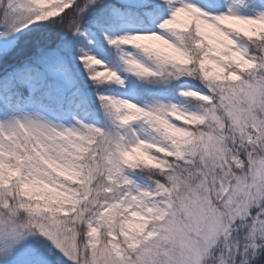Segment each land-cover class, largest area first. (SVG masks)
<instances>
[{"label": "snow or ice", "instance_id": "6c2138e0", "mask_svg": "<svg viewBox=\"0 0 264 264\" xmlns=\"http://www.w3.org/2000/svg\"><path fill=\"white\" fill-rule=\"evenodd\" d=\"M161 5L170 18L159 32L106 39L154 61L149 67L125 54L139 78L195 81L179 94L199 102L198 110L144 108L100 95L127 132L57 127L42 117L0 126L3 264H237L236 256L246 264L247 255L264 248L262 0H252V13L237 12L228 0H8L6 6L13 32L52 21L50 30L82 35L81 21L92 11L99 24L152 17ZM80 62L94 83L123 84L95 56ZM135 122L155 135L135 137Z\"/></svg>", "mask_w": 264, "mask_h": 264}, {"label": "trees", "instance_id": "16d2710c", "mask_svg": "<svg viewBox=\"0 0 264 264\" xmlns=\"http://www.w3.org/2000/svg\"><path fill=\"white\" fill-rule=\"evenodd\" d=\"M249 1L252 4V0ZM110 2L118 3L119 0ZM7 17L5 0V7L0 8V36L9 24L10 19L8 24L5 22ZM96 18L95 11L83 17L82 35H73L68 30H50L52 21L33 24L19 32L11 49L0 51V111L5 113L14 108L45 110L67 122L76 120L99 127L103 121L94 100H99L100 95L120 96L140 104L148 101L178 103L182 100L179 93L194 85L187 80L172 83L160 78H141L133 86H127L116 81L94 83L89 79L90 71L82 77L85 68L80 57L83 55L95 56L111 70L118 68L119 52L109 45L106 37H121L123 29L135 34L134 30L152 28L144 16L109 18L99 24L94 23ZM90 32L93 35H89ZM57 48L60 49L59 56L48 55ZM246 232L244 229L239 233L242 242H245ZM235 259L240 264V256ZM246 264H264V248H257L247 255Z\"/></svg>", "mask_w": 264, "mask_h": 264}, {"label": "rangeland", "instance_id": "374dc122", "mask_svg": "<svg viewBox=\"0 0 264 264\" xmlns=\"http://www.w3.org/2000/svg\"><path fill=\"white\" fill-rule=\"evenodd\" d=\"M21 0H12V3L14 5L20 3ZM154 2L159 3V0H154ZM193 2H197V0H193ZM8 3V0H6V5ZM228 3L232 4L234 6V9L237 12L240 13H252L253 12V8H252V4L249 0H228ZM10 9L7 8L6 6V13H10ZM256 11H260L259 9H256ZM146 20H148V23H150V25L152 26V28L150 30H134L137 32H150V31H156L159 32L160 29L158 28V25L163 21L166 20L168 18H170V11L164 7L163 5H161V7L158 9L157 13L152 16V17H147L144 16ZM7 19V18H6ZM9 19L7 20L8 24ZM11 24V20L9 21V24L4 27V31L2 33V35L0 36V51L1 52H5V51H9L11 49V45L15 39V37L17 36V34L19 32H13L11 27L9 26ZM122 36L125 34H130L127 32L126 29L122 30ZM89 35L92 34L93 32L88 33ZM89 37V36H88ZM115 49H117V51L119 52V57H118V68L116 69V72L118 73L120 80L123 81L124 84H126L127 86H133L134 84H136L137 80H140L141 78L135 76L134 74H132L128 69L126 64L124 63V58L125 54L128 52H131L132 55L141 60V62L145 63L147 66L149 67H154V61L150 60L149 58H147L146 56H144L143 53L139 52L136 49H132L130 47L127 46H120L119 48L115 47ZM82 67L85 68L84 65H82ZM85 71H82V77L85 76ZM145 79H149V78H145ZM152 79H159V78H152ZM161 79V78H160ZM168 81H171L172 83H175L177 81H182V80H187L193 84H195V81L189 80L188 78H178V79H166ZM193 90H195L193 88ZM182 97V96H181ZM111 98L117 99V100H127L130 101L128 99L125 98H121L120 96H113ZM95 101V105H96V109L97 111L100 113V116L102 117V121H103V125L101 126H94L92 124L90 125H86V126H92V127H96L101 129L102 131H104L105 133H112L115 134L116 132H120L121 134H124L125 132H127V129H120L115 121V118L113 115L110 114V110L107 109L106 107H103L101 105V102L99 100H94ZM180 102L178 103H171V102H154V101H148L145 104H140V103H136L133 101H130L132 103L137 104L140 107H144V108H152L155 107L159 104H176L186 110L189 111H197L199 108V102L191 99V98H185L182 97V100H179ZM35 117H42L44 119H46L47 121L51 122V124L57 126V127H65V128H79L80 124L82 123H77L76 120H70L69 122H67L66 120H62L59 118H56L55 116H53L52 114H50L49 112L45 111V110H39V111H34L33 109H25V110H17V108L14 109H8L7 112L2 113L0 111V126H4L5 128L9 127L10 125L14 124L15 121H24L25 119L28 118H35ZM131 129V133L135 134V137H142V138H149L151 136H154L155 133L152 132V130L148 127V125L144 124L143 122H135L133 125L130 126ZM126 138H134L131 137V134L129 135V137ZM0 264H3V261H0Z\"/></svg>", "mask_w": 264, "mask_h": 264}]
</instances>
